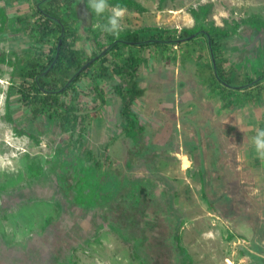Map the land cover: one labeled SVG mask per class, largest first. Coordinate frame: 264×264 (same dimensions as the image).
Segmentation results:
<instances>
[{
	"label": "rangeland",
	"instance_id": "374dc122",
	"mask_svg": "<svg viewBox=\"0 0 264 264\" xmlns=\"http://www.w3.org/2000/svg\"><path fill=\"white\" fill-rule=\"evenodd\" d=\"M15 1L20 2L13 6L29 3ZM108 3L126 8L122 29L193 27L197 21L192 10L204 6L206 19L231 31L226 50L240 63L242 72L263 60L264 28L256 29L246 19H264V0ZM79 11L81 47L97 48L88 37L87 26L102 42L114 37L99 27L107 22L110 11L97 16L87 2ZM4 39L0 31V51L5 48ZM144 52L140 80L148 94L135 102L134 109L146 128L137 139L128 135L121 112L124 98L114 85L100 93L86 79L82 83L84 102L88 108L98 104L100 111L87 121L85 143L75 139L70 146L63 144L59 119L34 116L29 107L17 103L18 75L11 77L17 66L12 51H7L9 62L0 68V237L7 240L6 250L0 247V264H231L228 258L233 264H264V228L240 227L234 218L241 215L235 208L242 201L227 205L222 201L233 198L211 194L212 185L201 180L197 166L182 170L184 147L197 155L201 145L185 142L189 137L184 130L164 129L165 124L174 123L168 115L174 112L175 103L188 108L186 102L195 92L215 91L199 75L196 59L180 56L171 63L161 55ZM9 75L10 80L6 79ZM233 99L229 106L240 103ZM248 102L249 108L254 107L253 99ZM252 110L245 109L253 115ZM183 118L181 115L179 120ZM187 120L192 122L190 117ZM213 139L216 137L208 133L206 142ZM76 171L97 174L101 181L96 184L98 201L88 197L92 178L83 176L76 183Z\"/></svg>",
	"mask_w": 264,
	"mask_h": 264
},
{
	"label": "trees",
	"instance_id": "16d2710c",
	"mask_svg": "<svg viewBox=\"0 0 264 264\" xmlns=\"http://www.w3.org/2000/svg\"><path fill=\"white\" fill-rule=\"evenodd\" d=\"M28 1L31 11L17 14L14 18L15 27L25 32L30 40V46L18 58V71L23 80L17 89L20 101L30 108L34 116L47 115L59 119L64 131L63 144L71 146L75 139L83 141L87 121L100 111L98 104L88 108L84 102L82 83L87 78L100 93H104L105 88L98 84L99 78L107 82L114 76L120 78V82H113V85L115 92L124 98L121 112L126 121L125 131L138 138L144 124L134 104L146 95L147 88L140 80V67L146 56L137 49L161 55L171 63H176L180 56L186 60L196 59L199 75L205 84L230 105L233 98L240 100L237 92L242 94V100H264V57L258 66L253 64L242 72L240 63L232 60L226 50L231 31L206 19L204 6L192 10L197 21L193 27L179 29L152 25L122 29L119 35L106 42L100 41L95 30L89 27L88 37L97 44L93 49L81 47L79 39V9L87 0ZM128 1L123 0L122 5ZM1 8L3 21L8 24L5 7ZM246 21L256 29L264 28V19L260 17L252 16ZM40 44H49L48 49ZM78 131L80 136L77 138ZM75 173L73 181L76 183L83 176L92 178L93 189L88 197L98 201L100 192L96 184L101 181H98L97 174Z\"/></svg>",
	"mask_w": 264,
	"mask_h": 264
},
{
	"label": "crops",
	"instance_id": "0c3cea01",
	"mask_svg": "<svg viewBox=\"0 0 264 264\" xmlns=\"http://www.w3.org/2000/svg\"><path fill=\"white\" fill-rule=\"evenodd\" d=\"M14 2L16 1L5 0L3 3H0L1 7H5V13L9 17L8 24H5L3 21V24L0 25V31H3L5 37V48L3 51H0V61L4 62H0V68L2 64L3 66L5 65V61L9 62L7 59V51L11 50V56L15 58L17 66V70L11 74V77L12 75H18L17 84H19L23 78H21L18 71V58L26 52V49L30 46V40L25 32L15 27L14 18L17 14L29 13L31 11V6L30 3L23 5V7L13 6L12 4H14ZM19 2L20 1H17L16 4ZM9 6L12 10L9 9ZM89 27L90 26L86 27L87 31ZM10 41H13V43L11 44ZM48 45L43 46L40 44V46L45 49H48ZM138 51L140 54H146L142 49H138ZM148 54L151 53L149 52ZM142 66L143 64L140 67V72ZM90 76L92 77V75ZM99 76L98 74V77ZM116 77L117 76H114L112 78L113 80L109 82L99 78L98 84L106 88L109 85H113V82H116ZM6 79L10 80V75L9 78ZM88 80L90 81V79ZM0 81H2L1 78ZM85 81L86 79L83 82ZM18 93L17 89V103L22 104L20 101V94ZM238 97L240 100H236L237 102L240 101V103L229 106L230 104L226 102V99L220 97L218 93L195 92L190 101L186 102L188 108L182 104L178 106V104L172 103L175 105L174 112L172 111L174 114L170 113L171 115L168 116L174 118V123L165 124L164 126H166V128L164 129L167 132H170L168 127H172L175 132L184 130L187 133L186 138L187 135L190 138V140L188 138L185 142L190 141L196 144L200 143L201 145V151L197 153V155L184 147V152L181 156V169H188L183 167L182 160L184 154H187L192 162L189 168L193 166L198 167L197 170L201 180L206 181V186L212 185L211 188L208 189L212 190L211 194H218L217 196L230 195L231 198H233L232 200L229 202L222 201L227 202V205L235 204L234 201H237V199L244 203L243 205L240 204V207L235 208L240 211L241 214L234 218L237 222L239 221L238 225L240 227L249 225L254 228L260 227L263 229L264 161L257 157L251 140L258 129H264V100L253 99L254 102L252 103L254 107L249 108V100H242V95ZM179 99L182 101V97H179ZM194 106H199L198 110H194ZM183 107H185V109ZM247 108H254L252 111H255V113L251 115L249 111L246 112L245 109ZM180 110H182V114ZM163 113L167 114L168 112L163 111ZM181 115H184L186 118L179 120ZM164 116L168 118L167 115ZM188 117L192 119L191 123L187 120ZM208 133H212L216 139L206 142ZM208 139L210 138L208 137ZM204 174L207 175L205 176ZM214 182H217V184L214 185ZM216 190H222V192L217 193L215 192ZM214 200L212 202H214ZM233 208L234 207H232V209ZM243 217L244 220H240ZM244 239L247 240L245 236ZM6 243L7 240H3L0 237V247H3ZM0 256L3 257L2 254H0ZM5 259L6 258H4V260Z\"/></svg>",
	"mask_w": 264,
	"mask_h": 264
},
{
	"label": "clouds",
	"instance_id": "9594fccd",
	"mask_svg": "<svg viewBox=\"0 0 264 264\" xmlns=\"http://www.w3.org/2000/svg\"><path fill=\"white\" fill-rule=\"evenodd\" d=\"M87 7L97 16L110 11L107 22L99 27L108 35L117 36L122 30V21L126 15V8L120 5H109L108 0H87ZM251 143L254 147L257 157L264 161V129H258Z\"/></svg>",
	"mask_w": 264,
	"mask_h": 264
},
{
	"label": "bare ground",
	"instance_id": "6f19581e",
	"mask_svg": "<svg viewBox=\"0 0 264 264\" xmlns=\"http://www.w3.org/2000/svg\"><path fill=\"white\" fill-rule=\"evenodd\" d=\"M187 15V14H186ZM188 20V19H187ZM220 20V19H219ZM188 22V21H187ZM191 22V21H190ZM140 29V28H139ZM4 135V134H3ZM12 141V140H11ZM18 148V147H17ZM183 159V167L186 169V168H189L190 165H191V160L189 158V156L187 154H184V156L182 157ZM203 225V224H202ZM231 264H233V261L231 258H228L227 259Z\"/></svg>",
	"mask_w": 264,
	"mask_h": 264
}]
</instances>
